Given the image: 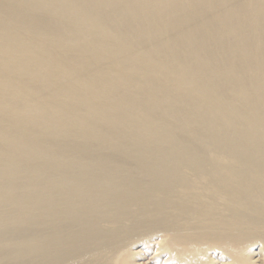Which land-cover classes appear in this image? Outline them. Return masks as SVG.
Instances as JSON below:
<instances>
[{
  "label": "bare ground",
  "instance_id": "obj_1",
  "mask_svg": "<svg viewBox=\"0 0 264 264\" xmlns=\"http://www.w3.org/2000/svg\"><path fill=\"white\" fill-rule=\"evenodd\" d=\"M0 264H264V0H0Z\"/></svg>",
  "mask_w": 264,
  "mask_h": 264
}]
</instances>
